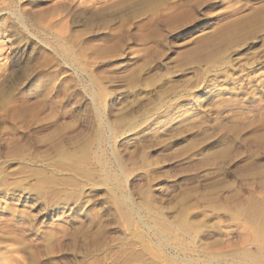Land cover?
<instances>
[{
  "label": "rangeland",
  "instance_id": "rangeland-1",
  "mask_svg": "<svg viewBox=\"0 0 264 264\" xmlns=\"http://www.w3.org/2000/svg\"><path fill=\"white\" fill-rule=\"evenodd\" d=\"M241 248L264 250V0H0V264Z\"/></svg>",
  "mask_w": 264,
  "mask_h": 264
},
{
  "label": "bare ground",
  "instance_id": "bare-ground-1",
  "mask_svg": "<svg viewBox=\"0 0 264 264\" xmlns=\"http://www.w3.org/2000/svg\"><path fill=\"white\" fill-rule=\"evenodd\" d=\"M86 4V3H85ZM90 5H91V3H90ZM96 7V6H95ZM94 7V8H95ZM94 13H96V11L94 12ZM49 14V13H48ZM54 14V13H53ZM97 14H98V12H97ZM93 15V14H92ZM55 16V15H54ZM95 16V15H94ZM42 18V17H41ZM48 18H50V17H48ZM23 19V18H22ZM24 20V19H23ZM40 20V19H39ZM39 20H36L37 22H35V23H38V21ZM46 20H48V19H46ZM49 20H51V19H49ZM42 21H44V20H42ZM21 22V21H20ZM46 22V21H45ZM49 22H51V21H49ZM40 23V22H39ZM21 24H22V22H21ZM20 24V25H21ZM40 25V24H39ZM42 25V24H41ZM49 25V24H48ZM37 28V27H36ZM39 28V27H38ZM57 46H59V48H60V45H57ZM67 47V46H66ZM58 48V49H59ZM63 48V47H62ZM61 48V49H62ZM65 49H67V48H65ZM68 51V50H67ZM62 52V51H61ZM3 53V52H2ZM64 53H66L65 51H64ZM68 53V52H67ZM4 54V53H3ZM5 55V54H4ZM6 59V58H5ZM4 59V60H5ZM147 216V215H146ZM157 216V215H156ZM153 217H155V216H153ZM160 218V217H159ZM154 220H155V222H157L158 223V221H156V220H158V218H154ZM162 224V223H161ZM176 224V223H175ZM173 225V224H172ZM152 226V225H151ZM171 227V226H170ZM183 231L184 230H182V233H183ZM186 233V232H185ZM184 233V234H185ZM183 234V235H184ZM186 235V234H185ZM162 236V235H161ZM173 238V237H172ZM162 239V238H161ZM191 240V239H190ZM183 243V242H182ZM257 247V246H256ZM181 248V247H180ZM259 248H261V247H259ZM248 249V248H247ZM256 251H258V250H256ZM263 249H261V250H259L258 251V254H251V253H249V252H247V251H245V250H243L242 248L241 249H238V251H236V252H233L232 254H219L218 256H217V259H219L221 262H231L232 264H238V262H235V260H234V256H238V255H242L243 256V258H244V261H251L252 263H254V264H264V255H263ZM228 253V252H227ZM256 253V252H255ZM185 254V253H184ZM200 255V254H199ZM208 255V254H207ZM200 257V256H199ZM209 257V256H208ZM211 257V256H210ZM239 257V256H238ZM216 258V257H215ZM236 258V257H235ZM211 259V258H210ZM186 260V259H185ZM208 260H209V258H208ZM218 260V261H219ZM244 263V262H243ZM242 263V264H243ZM247 263V262H246Z\"/></svg>",
  "mask_w": 264,
  "mask_h": 264
}]
</instances>
